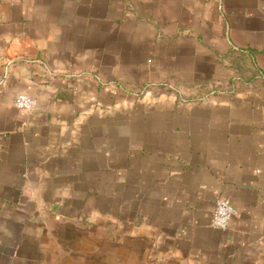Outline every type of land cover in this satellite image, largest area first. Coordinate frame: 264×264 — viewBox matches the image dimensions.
I'll use <instances>...</instances> for the list:
<instances>
[{
  "label": "crops",
  "instance_id": "crops-1",
  "mask_svg": "<svg viewBox=\"0 0 264 264\" xmlns=\"http://www.w3.org/2000/svg\"><path fill=\"white\" fill-rule=\"evenodd\" d=\"M248 48L264 0H0V264H264Z\"/></svg>",
  "mask_w": 264,
  "mask_h": 264
},
{
  "label": "built area",
  "instance_id": "built-area-1",
  "mask_svg": "<svg viewBox=\"0 0 264 264\" xmlns=\"http://www.w3.org/2000/svg\"><path fill=\"white\" fill-rule=\"evenodd\" d=\"M14 104L19 110L29 113L36 108L37 101L28 94L19 93L14 99ZM238 213L237 208L228 198L218 197L211 224L214 228L226 229L230 221L236 217Z\"/></svg>",
  "mask_w": 264,
  "mask_h": 264
},
{
  "label": "trees",
  "instance_id": "trees-1",
  "mask_svg": "<svg viewBox=\"0 0 264 264\" xmlns=\"http://www.w3.org/2000/svg\"><path fill=\"white\" fill-rule=\"evenodd\" d=\"M231 54V57L234 60L233 64L236 70L237 78L249 82L255 80L261 81L262 84H264V81L262 80V72L253 60L254 51L252 49L234 50ZM244 71L250 72V78L247 80L244 79Z\"/></svg>",
  "mask_w": 264,
  "mask_h": 264
}]
</instances>
